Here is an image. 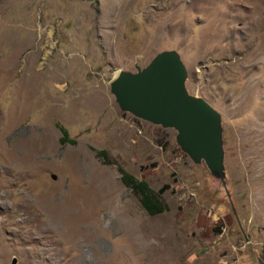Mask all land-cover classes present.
Wrapping results in <instances>:
<instances>
[{"label":"rangeland","instance_id":"1","mask_svg":"<svg viewBox=\"0 0 264 264\" xmlns=\"http://www.w3.org/2000/svg\"><path fill=\"white\" fill-rule=\"evenodd\" d=\"M168 49L220 113L222 180L110 92ZM0 241V264H264V0H0Z\"/></svg>","mask_w":264,"mask_h":264},{"label":"water","instance_id":"2","mask_svg":"<svg viewBox=\"0 0 264 264\" xmlns=\"http://www.w3.org/2000/svg\"><path fill=\"white\" fill-rule=\"evenodd\" d=\"M187 69L174 49L162 50L135 72L120 70L110 92L123 111L176 131L175 140L195 163L224 177L220 113L204 98L188 93Z\"/></svg>","mask_w":264,"mask_h":264},{"label":"trees","instance_id":"3","mask_svg":"<svg viewBox=\"0 0 264 264\" xmlns=\"http://www.w3.org/2000/svg\"><path fill=\"white\" fill-rule=\"evenodd\" d=\"M61 130L64 136H66L67 131L63 127ZM61 140L66 141L64 137L61 138ZM71 142L74 143L75 140L71 139ZM119 172L121 174V181L131 189L147 214L154 215L168 209V205L162 202L159 197L164 187L160 188L158 191H154L145 180L136 178L124 168L119 167Z\"/></svg>","mask_w":264,"mask_h":264},{"label":"bare ground","instance_id":"4","mask_svg":"<svg viewBox=\"0 0 264 264\" xmlns=\"http://www.w3.org/2000/svg\"><path fill=\"white\" fill-rule=\"evenodd\" d=\"M53 209V208H52ZM55 213V212H54ZM52 214V217L51 218H53V219H57V220H59L58 222H62V224H61V227L65 230V235L67 236V239L65 238V235L64 234H61V236H62V238H63V240H65L64 241V243H66V247H67V249H69V251H70V249L72 248H70V246H69V244H72L73 242H75L76 241V239L78 238V237H81V234L80 235H78V232H82V233H85V232H87V226L89 225V223H85V222H82V223H80V224H78V225H76V224H72V223H70L69 222V218H68V215H69V212L68 211H65L64 213L63 212H57L56 214ZM79 215H81V216H79V217H77L76 219H74V220H76V221H85V217H84V214H82V213H78ZM77 214V215H78ZM61 216H64L62 219L61 218H59V217H61ZM68 220V221H67ZM53 221H51V223H52ZM50 224V223H49ZM49 224H47L46 222L45 223H38V224H36V226L38 227V232H40V234H41V236H39L41 239H46L47 238V236H46V232H49L50 230H49ZM91 226H92V224H91ZM90 227V226H89ZM88 227V228H89ZM89 230V229H88ZM60 233V232H59ZM60 238V237H59ZM61 238V239H62ZM79 240V239H78ZM58 242H60V241H57L56 242V245H58L59 243ZM79 242V241H78ZM77 243V242H76ZM61 245V244H60ZM81 245V244H80ZM76 246H78V245H76ZM0 247H1V241H0ZM75 247V246H74ZM81 247V246H80ZM83 248V247H82ZM74 249V248H73ZM77 252H78V248H77ZM80 252H82V251H80ZM3 257V253L2 252H0V258H2ZM98 264H106V262H99Z\"/></svg>","mask_w":264,"mask_h":264}]
</instances>
